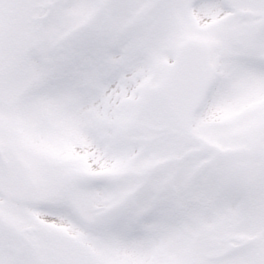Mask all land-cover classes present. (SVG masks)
Wrapping results in <instances>:
<instances>
[{"label":"snow or ice","instance_id":"snow-or-ice-1","mask_svg":"<svg viewBox=\"0 0 264 264\" xmlns=\"http://www.w3.org/2000/svg\"><path fill=\"white\" fill-rule=\"evenodd\" d=\"M0 264H264V0H0Z\"/></svg>","mask_w":264,"mask_h":264}]
</instances>
